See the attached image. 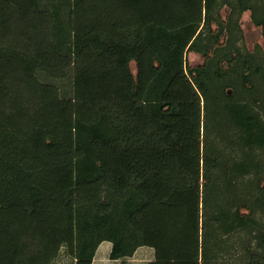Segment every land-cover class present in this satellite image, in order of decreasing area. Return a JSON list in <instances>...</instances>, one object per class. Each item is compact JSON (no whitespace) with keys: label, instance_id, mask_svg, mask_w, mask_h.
<instances>
[{"label":"trees","instance_id":"obj_1","mask_svg":"<svg viewBox=\"0 0 264 264\" xmlns=\"http://www.w3.org/2000/svg\"><path fill=\"white\" fill-rule=\"evenodd\" d=\"M246 12L264 36V0H0V264H264Z\"/></svg>","mask_w":264,"mask_h":264},{"label":"rangeland","instance_id":"obj_2","mask_svg":"<svg viewBox=\"0 0 264 264\" xmlns=\"http://www.w3.org/2000/svg\"><path fill=\"white\" fill-rule=\"evenodd\" d=\"M228 11H222L223 20L226 19L228 15ZM240 27L242 30V40L240 44H243L245 48L249 51H254L256 47H260L264 54V36L262 34V28L257 27L253 24L251 19V13L246 12L240 19ZM224 40V39H223ZM188 64L191 67L201 65L204 62V58L199 54L190 53L188 55ZM131 70L133 73H136V66L134 63L131 64ZM104 248H101L100 251L103 252ZM143 250H151L154 251L152 248L145 247ZM72 258L68 255L62 254L60 259L57 260L56 264H71ZM231 264V263H230ZM233 264H241L240 259H235Z\"/></svg>","mask_w":264,"mask_h":264},{"label":"crops","instance_id":"obj_3","mask_svg":"<svg viewBox=\"0 0 264 264\" xmlns=\"http://www.w3.org/2000/svg\"><path fill=\"white\" fill-rule=\"evenodd\" d=\"M112 246L113 245L110 242H103L99 246L92 264H147L148 262L153 261L155 258V251L143 250L145 247H142L137 250L134 256L128 259L112 260L110 258ZM101 248H104L103 252L100 251Z\"/></svg>","mask_w":264,"mask_h":264}]
</instances>
